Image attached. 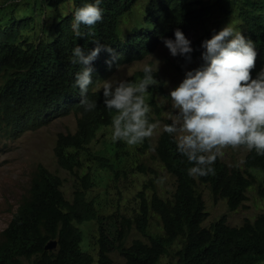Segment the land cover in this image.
I'll return each instance as SVG.
<instances>
[{
    "label": "trees",
    "instance_id": "16d2710c",
    "mask_svg": "<svg viewBox=\"0 0 264 264\" xmlns=\"http://www.w3.org/2000/svg\"><path fill=\"white\" fill-rule=\"evenodd\" d=\"M33 1L50 8L52 16L58 20L35 24L30 7ZM93 2L6 0L0 5V135L15 141L29 131L49 125L55 117L73 114L76 117L74 132L59 133L53 148L56 165L75 173L82 169L83 154L93 156L95 162L92 175L77 179L71 201L62 192L60 177L40 164L36 166L26 197L0 235V264H112L109 257L112 244L104 236L97 203L88 192L101 175L113 180L129 170H135L134 175L146 174L141 160L144 150L137 146L130 149L117 141L109 144L105 152L89 153L99 131L112 126L115 115L104 107L102 91L96 93L92 89L115 70L152 55L164 45V39H174L176 29L184 33L194 49L192 62L175 57L177 66L183 68L197 63L199 67L203 63L201 43L210 39L214 30L207 27L194 40L188 33L204 27L206 19L214 12L234 18L231 27L255 43L258 56L252 76L264 68V0H212L211 4L204 0H148L141 11L145 26L125 35L120 33L121 19L133 12L139 0H102V21L91 29L82 25L80 30L84 37L77 38L71 29L74 10ZM67 5H71L70 10L64 13ZM35 26H38L36 38L31 39ZM47 31L53 36L51 40H45ZM93 41L110 46L113 53L102 51L92 64L94 84L88 96L97 101L98 106L85 113L80 106L79 89L74 87L75 74L81 66L73 65L71 57L75 46L87 52L95 47ZM114 57L109 67L108 62ZM142 78L143 70L126 80L138 82ZM156 79L159 83L154 86L160 89L162 83L158 74ZM151 93L149 90L146 94V102L159 112L153 99H149ZM145 142L143 147H146ZM149 148L153 151L152 159L172 177L174 191L170 199L164 200L155 192L149 195V189L154 191L153 179L141 184L135 195L139 202L136 214L121 220L116 250L123 264H160L176 243L180 247L174 253L175 264L263 263L264 213L240 227L228 226L224 216L209 227H202L207 213L198 185L208 189L213 201L224 200L231 212L243 207L252 187L257 188V196L264 200V155L251 150L243 168L228 167L218 158L213 165L214 174L193 178L187 172L193 165L177 152L172 136L162 131L155 145ZM136 150L140 151L137 156L140 162L134 166L131 157H135ZM151 215L160 221V235L148 232ZM90 222L99 224L96 258L82 249L83 234L76 227ZM132 230L143 240L137 239L125 246ZM49 241L57 242L55 250L45 251Z\"/></svg>",
    "mask_w": 264,
    "mask_h": 264
},
{
    "label": "clouds",
    "instance_id": "9594fccd",
    "mask_svg": "<svg viewBox=\"0 0 264 264\" xmlns=\"http://www.w3.org/2000/svg\"><path fill=\"white\" fill-rule=\"evenodd\" d=\"M101 3L102 0H94L74 10L71 29L77 38L84 37L82 25L91 29L102 21ZM92 43L95 47L87 52L75 46L71 57L73 65L81 66L75 74L74 87L79 89L80 106L85 113L98 106L88 96L94 84L92 64L102 51L113 53L110 46L99 41ZM163 43L172 57L192 62L194 49L181 30L176 29L174 39H164ZM200 47L203 63L185 71L183 80L167 96L172 110L164 115L170 123L153 121L152 105L146 102L149 88L159 83L158 60L154 59L155 69L151 65L144 67L143 78L138 82L111 78L92 89L96 93L102 91L104 107L115 112L113 141L140 145L162 128L172 136L177 152L193 165L187 169L193 178L214 174V163L223 158L228 147L246 146L249 152L255 150L264 155V68L252 76L258 56L255 43L226 25L214 31ZM114 60L115 57L108 62L109 67Z\"/></svg>",
    "mask_w": 264,
    "mask_h": 264
},
{
    "label": "rangeland",
    "instance_id": "374dc122",
    "mask_svg": "<svg viewBox=\"0 0 264 264\" xmlns=\"http://www.w3.org/2000/svg\"><path fill=\"white\" fill-rule=\"evenodd\" d=\"M6 0H0V5ZM13 1V0H11ZM148 0H139L133 12L127 17H123L120 22V33L122 35L131 32L134 28L145 26L141 19L144 5ZM206 4H211L212 0H204ZM71 5L65 6L63 12L70 10ZM30 7L35 15V24L43 23L44 20L52 23L58 18H54L51 9L34 1ZM18 15V13H16ZM46 17V19H45ZM141 19V20H140ZM234 18L225 17L218 12H214L206 19L204 27L191 30L188 33L190 39H196L208 27L210 29L221 30L224 26H232ZM32 27V26H31ZM36 27L31 32V39L36 38ZM45 40H51L52 35L47 31L44 33ZM155 60L160 62L158 76L162 83L161 88L151 86L152 91L149 96L153 99L155 107L159 108V112L152 110L150 118L160 120L163 123H170L165 117L166 111H171V100L167 97L169 92L179 85L184 78L187 70L198 67L197 63L187 64L183 68H179L169 53V50L160 45L157 50L146 59L125 65L115 70L108 79H124L131 77L135 72L142 71L146 65H151L155 69ZM107 79V80H108ZM149 101V100H147ZM76 127V117L73 114L59 118L55 117L50 124L37 130L25 133L15 141L8 140L0 135V235L11 222L14 214L18 209V205L23 198L26 197L32 173L37 165L44 166L51 173L58 175L63 182L62 192L68 201L72 200V193L78 178H82L86 174H93L95 170L94 157L89 154H83L80 158L82 169L69 173L59 169L53 155V148L59 133H72ZM112 126L99 131L97 138L89 147V153L97 155L98 152H105L106 147L111 143H116L112 139ZM162 133V128L157 130L153 137L146 139L145 145H136L138 149H143L141 154L142 167L146 171L145 175H134L135 170H129L124 175H118L113 178L101 177L95 181L93 188L88 192V196L93 198L97 203L100 224L104 231V236L112 244L110 251V259L112 264H123V258L118 254L116 246L121 231V220L133 217L138 209V199L135 198L136 193L140 191V186L148 179H153L154 191L149 189V195L155 192L160 198L168 200L174 191V181L162 167L152 159L153 151L149 148L154 146L157 138ZM123 142V141H122ZM124 143V142H123ZM125 144V143H124ZM126 145V144H125ZM136 146H128L134 148ZM249 150L246 146L236 148H225L223 158H219L228 167L243 168V162ZM135 157H131V164L137 165L140 160L137 156L140 151H134ZM134 169V168H133ZM87 170V171H86ZM81 171H84L81 174ZM198 192L202 195L205 203V211L207 220L202 227H209L211 223L225 217L226 224L230 227H240L245 221H253L256 216L264 213V200L257 196V188L252 187L247 192V200L243 203V207L237 211H228L224 200L213 201L208 189L202 185H198ZM83 234L82 249L90 253L96 258L97 246L95 242L99 237L96 222L84 223L78 226ZM148 232L150 235H160L162 233L159 219L155 215H151ZM141 239L136 230L130 232V236L125 241V246H129L134 240ZM180 245L176 243L169 250V255L163 257L160 264H175L174 253ZM25 264H32L25 262ZM260 264H264L260 263Z\"/></svg>",
    "mask_w": 264,
    "mask_h": 264
},
{
    "label": "water",
    "instance_id": "95a60500",
    "mask_svg": "<svg viewBox=\"0 0 264 264\" xmlns=\"http://www.w3.org/2000/svg\"><path fill=\"white\" fill-rule=\"evenodd\" d=\"M57 246V243L56 241H50L46 244L45 246V251H48V250H54Z\"/></svg>",
    "mask_w": 264,
    "mask_h": 264
}]
</instances>
